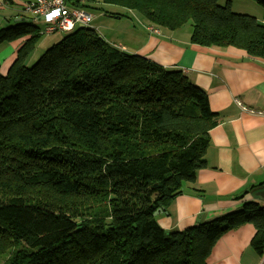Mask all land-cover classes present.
Wrapping results in <instances>:
<instances>
[{
    "label": "trees",
    "instance_id": "trees-1",
    "mask_svg": "<svg viewBox=\"0 0 264 264\" xmlns=\"http://www.w3.org/2000/svg\"><path fill=\"white\" fill-rule=\"evenodd\" d=\"M254 1L264 17V0ZM66 2L89 13L119 6L168 31L191 21L192 43L264 59V22L232 0ZM89 24L54 32L63 37L32 65L44 29L30 19L0 29V42L27 36L6 74L0 66V264H207L217 240L244 223L264 254L255 202L185 229L160 225L156 212L205 166L218 114L184 70Z\"/></svg>",
    "mask_w": 264,
    "mask_h": 264
},
{
    "label": "crops",
    "instance_id": "crops-1",
    "mask_svg": "<svg viewBox=\"0 0 264 264\" xmlns=\"http://www.w3.org/2000/svg\"><path fill=\"white\" fill-rule=\"evenodd\" d=\"M32 1L0 0V29L23 19L42 20L25 9ZM251 1L232 0V7L235 2L258 5ZM257 14L254 16L264 22L263 12ZM159 30L146 34L143 41L131 40L130 50L120 41L103 37L166 67L184 70L207 92L219 122L210 130L205 166L199 169L195 181L185 183L182 193L158 214V222L167 230L185 229L240 209L244 203L264 206V59L234 47L196 45L190 37L176 41L165 30ZM26 39L0 42L3 74ZM238 99L257 112L244 110ZM254 234L251 223L228 230L215 243L207 264H264V254L252 246Z\"/></svg>",
    "mask_w": 264,
    "mask_h": 264
},
{
    "label": "rangeland",
    "instance_id": "rangeland-1",
    "mask_svg": "<svg viewBox=\"0 0 264 264\" xmlns=\"http://www.w3.org/2000/svg\"><path fill=\"white\" fill-rule=\"evenodd\" d=\"M225 2L226 0H219V3L222 5L225 4ZM251 2L257 1L253 0ZM257 4L258 5L256 6L255 3L235 2L232 9L235 12L246 11L254 16L257 13V15H259L260 11L263 12V8L261 7L262 5H260L259 3ZM88 10L93 16L92 22L89 25L97 29L100 36H104L108 40L120 41L122 45L126 46L127 50L133 48L131 46V40H134L136 43L138 41H143L146 39V34L153 32L152 28L159 30L158 27L146 21L144 17L140 16L138 13L130 12L127 9L119 6L106 4L100 5L98 8H88ZM116 13L122 15L124 14V17L118 18L117 15H115ZM35 23L42 29H45L46 27L44 20L38 19ZM192 29V22L190 21L181 26L180 28L175 29V31H168L167 29H165V31L167 32V34L171 35L174 40L180 41V39L191 37ZM62 37L63 33L61 32L45 34L38 46L36 47L35 51L32 53L31 57L28 59L27 64L32 65L39 59V57L46 51V49L53 44V42L51 43L52 38L54 39L55 43ZM47 43H50L49 46L46 45Z\"/></svg>",
    "mask_w": 264,
    "mask_h": 264
},
{
    "label": "built area",
    "instance_id": "built-area-1",
    "mask_svg": "<svg viewBox=\"0 0 264 264\" xmlns=\"http://www.w3.org/2000/svg\"><path fill=\"white\" fill-rule=\"evenodd\" d=\"M25 8L37 18L44 20L46 27L43 33L45 34L56 31H72L76 26L89 24L92 20L91 13L86 10L69 9L66 0H34L28 2ZM152 30L159 31L154 28ZM238 103L244 110L257 112L244 106L239 99Z\"/></svg>",
    "mask_w": 264,
    "mask_h": 264
},
{
    "label": "water",
    "instance_id": "water-1",
    "mask_svg": "<svg viewBox=\"0 0 264 264\" xmlns=\"http://www.w3.org/2000/svg\"><path fill=\"white\" fill-rule=\"evenodd\" d=\"M163 209H159L156 214H159L160 212H162Z\"/></svg>",
    "mask_w": 264,
    "mask_h": 264
}]
</instances>
